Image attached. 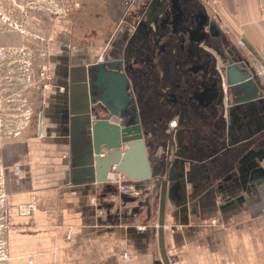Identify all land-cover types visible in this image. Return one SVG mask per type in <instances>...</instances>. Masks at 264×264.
I'll return each instance as SVG.
<instances>
[{
    "label": "crops",
    "instance_id": "0c3cea01",
    "mask_svg": "<svg viewBox=\"0 0 264 264\" xmlns=\"http://www.w3.org/2000/svg\"><path fill=\"white\" fill-rule=\"evenodd\" d=\"M99 2L73 0L75 18L67 16L65 4H60L63 16L49 8L31 9L19 29L0 37L6 50L0 76L9 78L0 81L7 98L0 116L2 198L7 200L0 208L1 257L6 264H162L158 191L153 193L148 180L133 185V177H146L162 159L164 177L175 174L164 214L170 264H264V175L255 177V166L246 165L253 158L264 167V131L246 141L237 132L233 141L226 123L219 128L198 114L179 123L175 107L167 119L155 115L151 121L156 135H170L172 157L160 145L149 154L151 166L133 158L130 173L98 175L95 169L91 174L85 119L76 114L67 128L54 111L63 100L60 94L70 97L72 90L70 80L69 90L68 82L62 83L58 55L63 46L78 51L89 45L93 11L105 4ZM206 2L226 37L262 73L264 0ZM181 153L186 172L176 167L181 163L175 155ZM245 169L250 175L243 180ZM125 186L131 189L125 192ZM32 202L35 210L28 209Z\"/></svg>",
    "mask_w": 264,
    "mask_h": 264
},
{
    "label": "flooded vegetation",
    "instance_id": "af4514ba",
    "mask_svg": "<svg viewBox=\"0 0 264 264\" xmlns=\"http://www.w3.org/2000/svg\"><path fill=\"white\" fill-rule=\"evenodd\" d=\"M93 13L90 51L76 59H107L109 70V62L121 65L116 70L124 76L128 100L140 120L155 115L167 119L177 107L179 123L197 114L216 121L214 126L220 123L219 128L226 123L233 141L237 132L255 128V118L264 131V79L261 86L249 83L244 97L227 85L225 66L243 56L206 0H122L105 3ZM244 60L252 74L254 65ZM240 116L252 124L242 126ZM248 172L241 171L240 177L245 180Z\"/></svg>",
    "mask_w": 264,
    "mask_h": 264
},
{
    "label": "water",
    "instance_id": "95a60500",
    "mask_svg": "<svg viewBox=\"0 0 264 264\" xmlns=\"http://www.w3.org/2000/svg\"><path fill=\"white\" fill-rule=\"evenodd\" d=\"M82 49L73 51L68 49L67 46H63L61 55H58L62 60V76L68 82L72 84V90L70 97H66L65 92H62V96L59 101L61 105H56L54 113L59 117L60 123L71 125V119L79 114L81 118L85 119L84 127L86 131V163L88 168L91 170V174L95 169L98 171V175L111 171L113 174L120 172L130 173L133 168L131 161L133 158H137L139 165L151 166L150 155H153V151L158 150L159 146L162 145L164 150L170 157V150L168 143L171 140L169 134L156 135L154 131L153 117H146V119L140 120L138 114H136V107L134 102L128 100V94L126 92V82L123 74L119 73L116 69L121 70V65H116V62H109V70L106 67L107 59H84L78 60L76 58L81 57L87 53L90 49V45L81 46ZM73 51L69 53V51ZM90 51V50H89ZM90 53V52H89ZM80 55V56H75ZM237 63L229 62L225 66V77L227 85L237 90V94L241 97L248 95L247 86L253 82L257 86H261L260 79L264 75L258 71L254 66L252 74L245 70L246 61L244 58L237 57ZM92 70H96V73H92ZM90 72L94 75V79L90 80ZM87 84L88 100H83L81 94L84 92V83ZM92 88L94 92L92 93ZM69 92V91H68ZM69 95V94H67ZM88 103V104H86ZM245 103L242 104L241 109L245 108ZM242 126L248 127L252 123L255 124L248 133H243L240 140H248L253 135L261 132L260 123L255 118L252 123L246 122L244 116L239 117ZM76 123L73 127H76ZM80 127V125H79ZM243 127V128H244ZM42 126L40 127V132ZM68 134V133H66ZM175 159L181 163V166H176L181 171L186 172V167L183 166L186 162H182L185 159L183 153L176 154ZM259 160L262 161L260 157ZM85 164V162L83 161ZM83 165V164H81ZM166 163L160 159L159 163L153 166V170L147 173L146 177H133V185L136 187L138 180H148L151 182V189L153 193H157L159 199L160 215L158 219V232H159V246L161 252L162 264H170L168 255L164 246V214L166 211V196L169 180H171L175 174L171 172L166 178L164 177ZM85 166V165H84ZM250 166L253 167V173L255 177L264 175V167L260 166L257 161H253ZM132 174V173H131ZM93 175V174H92ZM181 174H176L179 177ZM93 177V176H92ZM100 178V176H98ZM147 192L149 190H146ZM156 191V192H155ZM3 264H6L7 260L3 259Z\"/></svg>",
    "mask_w": 264,
    "mask_h": 264
},
{
    "label": "rangeland",
    "instance_id": "374dc122",
    "mask_svg": "<svg viewBox=\"0 0 264 264\" xmlns=\"http://www.w3.org/2000/svg\"><path fill=\"white\" fill-rule=\"evenodd\" d=\"M73 0H0V37L5 38L4 36L10 34L11 32L15 31L16 29H19L21 26V23H23V19L25 16H30L32 11L31 9H51L56 15L63 16L61 5L65 4L67 13L69 17H76V14L78 11H75V8L72 6ZM107 2V0H101L100 3ZM105 2V3H106ZM120 2V1H119ZM57 12V13H56ZM14 20L17 22L16 25H14ZM17 28L15 29V27ZM87 41V40H86ZM88 42V41H87ZM1 51H4V58H6V50L0 47ZM4 60V59H3ZM3 66V61L0 63V67ZM264 74V73H262ZM42 79L44 77L40 76ZM8 76L2 75L0 76V81H6L8 80ZM7 98L4 95V92L0 89V116L2 115V109L3 105ZM1 143V141H0ZM2 148V144H0V149ZM1 163V160H0ZM3 194L5 192L3 191ZM6 198H0V208H5L7 206V200ZM2 244V241L0 242V245ZM1 250H0V258L7 259L5 256L1 257ZM0 264H3L2 261H0ZM11 264H17L16 261H12Z\"/></svg>",
    "mask_w": 264,
    "mask_h": 264
},
{
    "label": "built area",
    "instance_id": "2783aa9c",
    "mask_svg": "<svg viewBox=\"0 0 264 264\" xmlns=\"http://www.w3.org/2000/svg\"><path fill=\"white\" fill-rule=\"evenodd\" d=\"M4 59V51L0 50V63L3 61ZM262 73H264V70L262 71ZM1 144V143H0ZM2 164L0 163V198L4 197L6 194H3V186H4V168L1 167ZM124 178V175H119L117 181L118 183H122V179ZM131 188L128 186L124 187V191L128 192ZM36 208V204L35 202H32L28 205V209L30 210H35ZM128 259L131 258V256H127Z\"/></svg>",
    "mask_w": 264,
    "mask_h": 264
}]
</instances>
